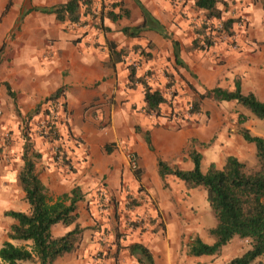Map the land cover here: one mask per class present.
Listing matches in <instances>:
<instances>
[{
  "label": "crops",
  "instance_id": "obj_1",
  "mask_svg": "<svg viewBox=\"0 0 264 264\" xmlns=\"http://www.w3.org/2000/svg\"><path fill=\"white\" fill-rule=\"evenodd\" d=\"M67 1L0 0V144L4 145L2 138L6 133H11L12 141L20 139L23 118L35 113L47 98L62 89L60 98L66 105L67 128L76 138L67 144L72 148L69 158L80 162L77 173H66L65 167L55 164L51 145L40 138L35 148L27 132L19 140L22 145L15 142L5 147V153L0 150V212L6 219L2 224L6 225L3 243L9 240L11 227L17 224L6 217L5 212H29L18 176L24 165L26 144L30 142L32 149L41 155L37 163L40 178L55 198L69 193L75 186H80L85 194L78 209V222L85 228L83 240L75 251L59 258L55 264L132 263L135 257L128 246L135 243L150 249L155 264H205L211 257L191 256L188 252L187 257L179 260L177 248L182 231L176 223L167 224L155 237L135 235L122 243L120 249L111 245L109 254H98L104 251L100 230L109 227L113 219L102 217L97 211L94 196L99 184L102 182L104 189L119 203L123 202L126 187L132 189L137 184L146 186L159 197L163 179L158 171V159L179 165L187 158L184 169H192L190 157L185 153L190 141L208 143L216 127V123L201 122L198 126L176 129L162 119L147 115L143 111V88L130 87L129 63L119 56L123 50L129 53L128 57L141 59L139 48L147 46L151 55L143 66L155 72L150 86L158 90L164 81L160 72L168 66L176 75L178 85L187 82L197 96L215 87L232 90L235 80L240 79L244 93H254L264 102V0H225L231 3L232 10L238 8L250 16L248 33L253 42L244 41L239 52L228 47L218 48L220 57L193 46V33L183 21H178V25L172 23V6L166 1L91 0L98 11L110 5L101 10L96 20L104 29L97 30L94 21L88 30L77 32L69 30L68 23L62 24L49 12ZM221 4H217V8L222 12ZM142 7L160 26L140 32L138 36L126 35L125 29L143 25ZM109 10L121 15L111 19L106 16ZM84 20L91 18L87 16ZM218 57L224 62L220 63ZM6 84L11 87L13 96ZM125 148L137 153L141 168L138 178L131 171ZM161 207L165 210L164 204ZM72 228L57 224L52 234L63 236ZM214 241L208 240V244ZM13 243L31 245V242Z\"/></svg>",
  "mask_w": 264,
  "mask_h": 264
},
{
  "label": "trees",
  "instance_id": "obj_2",
  "mask_svg": "<svg viewBox=\"0 0 264 264\" xmlns=\"http://www.w3.org/2000/svg\"><path fill=\"white\" fill-rule=\"evenodd\" d=\"M221 3L226 2L225 0H196V7L203 10L208 18L220 19L222 12L217 8V4ZM142 11L143 25L133 30L125 29L126 35L138 36L140 32L160 26L145 7H142ZM49 12L55 14L64 25L87 16L95 18L91 0H68L64 4L52 7ZM120 15L121 13L117 14L114 10H109L106 16L116 19ZM235 21L236 19L227 20L226 28H232ZM201 33L205 34V31L202 30ZM207 44L209 48L211 44L209 42ZM140 49L138 52L140 58L144 57L145 60H149L151 54L147 46L140 47ZM128 54L122 50L120 56L118 54L119 59L125 61ZM128 68L130 87L132 89H137L138 86L143 88L145 102L143 111L147 115L162 116V107L167 103L163 92L152 88L145 75L138 73L132 65ZM234 83L232 90L215 87L206 90L204 94H199L191 103L193 107L191 114H201L202 103L205 100L217 103L235 102L248 110L255 118L264 122V102L254 93H244L240 79H236ZM6 87L9 94L13 96L9 84H6ZM61 93L62 89L47 98L41 105L60 99ZM41 105L35 114L40 113ZM173 116L176 115L172 113L171 117ZM247 121V116H240L241 126H244ZM240 132L246 142L256 147L258 163L254 167L240 161L235 156H229L222 168L212 164L206 172H203V156L196 149V140L190 141L187 151L193 164L192 169H182L161 158L158 159V171L163 180L173 176L182 181L188 190L204 188L208 192V201L216 220V225L209 230V234L214 237L215 241L213 244H208L199 237L193 239L188 245V254L191 256L219 255L223 247L236 237L251 239L252 248L226 264H253L264 256V137L252 134L245 127H241ZM147 142L149 145L152 144L148 134ZM26 145L23 154L24 165L18 179L25 193L29 212H5V216L14 219L17 224L11 227L9 240L0 247V264H23L25 262L55 264L59 258L75 251L83 240L85 228H82L78 222V209L79 204L85 200V194L80 186H75L69 193L55 198L37 171V163L41 155L32 149L30 142ZM200 145L205 147L204 144ZM63 157L64 165L68 167L69 161L64 154ZM140 176L141 170L139 169L137 177ZM57 224L73 228L65 235L55 237L52 234V228ZM15 241L31 242V245L18 246L13 243ZM128 249L139 264H155L150 249L146 245L135 243L128 246Z\"/></svg>",
  "mask_w": 264,
  "mask_h": 264
},
{
  "label": "rangeland",
  "instance_id": "obj_3",
  "mask_svg": "<svg viewBox=\"0 0 264 264\" xmlns=\"http://www.w3.org/2000/svg\"><path fill=\"white\" fill-rule=\"evenodd\" d=\"M163 1H166L172 6L174 17L172 23L176 25L178 21H183L187 29L193 33V46H197L200 49L201 42L199 39H197V36H203L201 31H206L207 27L210 24H214L218 21L226 22L229 19H236L237 21L242 16H247V27L249 29V24L251 21L249 19L250 16L243 11H239L238 8L232 10V7L230 5L231 3L226 1V3L221 4L223 7L222 18L220 19L208 18L203 10H200L196 7V5L194 4L195 0ZM109 7L110 5H104L102 6V9ZM101 10L98 11L93 7V14L96 19L93 18V16H90V18L92 19V23L95 21V27L99 31L104 29L101 23H99V21H96L100 16L99 14ZM235 23L233 24L232 28L225 29L226 32L240 33L236 28ZM248 29L246 31V34L242 35L241 40L239 41L240 49L236 52H239L241 48L244 47V41L246 44L253 42L252 38L249 36ZM224 47H228L230 50H232L230 44L226 41H223L222 39L210 48H202L201 50L204 53H209L215 57H220L216 49ZM219 57L218 60L220 59ZM124 60L125 62L129 63L128 56L125 57ZM139 60L141 71H137L138 73L144 75L146 72V69H144L145 67L143 66L145 58L142 57ZM223 62L224 61L220 59V63ZM148 72V82L150 84V82L154 78L153 76L155 75V72L153 73L150 69L148 70ZM163 72L168 73L172 78L173 85L175 86L174 89L176 91V99L172 103L167 102L162 107V116L157 117L156 115L152 114L150 115L152 118L158 120L162 119L163 123L173 125L174 127H176V129L179 128V126H198L201 122H204V124L206 125H208L209 122L216 123L213 138H211L208 143H204L205 147L201 146V143L199 142H197L196 145V148H198L204 155V160L202 163L203 172H206L212 164H215L218 168H222L225 165L227 157L229 156H235L240 161L250 165L251 167L256 166L258 163L256 147L244 140L240 130L241 127H249V130L252 134L264 137V122L260 119L255 118L248 110L237 105L235 102L217 103L212 100H206L204 106H202V113L200 115L186 118V113L188 111L189 105L196 99L197 95H195L194 91L189 89L190 86L187 82L183 86L178 85L179 81H177L176 75L173 73L172 68H169L167 66V68H164V70L160 72V75L163 74ZM161 78H163V76H161ZM165 88V81H163L162 88H160L159 90L164 91ZM60 101L61 103H63V105L65 104L62 98H60ZM47 103L41 106L39 114L33 113L28 115L26 118H23V129H20L19 134L20 139L17 138L15 141H12L11 133L3 134L2 139L4 145L0 144V150L5 153V147L8 146V144H15V142H20L21 144V141L19 140L23 139L21 138V136L27 132L30 135V142L35 146V148H37L36 141L40 138L45 139L43 141L51 145L54 162L58 167H65L66 173H71V171L77 173L78 163L80 162L71 157L69 158V154L72 151V148L68 147L67 144L73 142V139L75 140L76 138L75 136H73L72 132H69L67 128L65 105L63 112L60 113L59 118L55 123L56 129L54 128L52 131L56 134L52 133L53 136L49 134H47V136H43L38 133V124L41 117L45 116ZM172 113H174L176 116L171 117ZM241 115H245L248 117V121L244 126H241L239 123ZM202 118L203 120L200 121V119ZM57 146H59L61 149V158L59 160L55 155V148ZM67 149H69V151H67ZM126 150L127 149L125 148V155ZM185 153L188 154V152ZM63 154L69 161L68 167L64 165ZM186 161L187 158H184V160H182V163L179 165L176 163L171 164L184 169V167L186 166ZM139 169H141L140 164L138 170ZM131 171L137 177V171H133L132 169ZM161 182L162 190H160L159 192L161 196H154L153 193L149 192V188L137 184V186L132 189L130 187H126V192L122 203H119V201L117 202L116 197L104 189V187L101 185L102 182L99 184V189L96 191V194L94 196V199L95 197L97 199V211L101 214L102 217H113L110 226L107 228L105 227L104 229L102 228L100 230V241L104 245V251L98 252L100 256H103L105 252L109 254L111 250L109 246L111 245L115 246L116 249H120L122 247V243H125L128 238L130 239L132 237H136L135 235L143 236V234H149L150 236L155 237V235L159 233L163 228H165V226H167V224L169 223H176L182 231L181 244L178 247L179 249L177 248V254L180 255L179 260H182L188 256V245L192 242L193 239L199 237V235L206 243L214 240V237L209 234V230L215 227L216 220L208 201V192L204 188L188 190L182 181L173 176H169ZM104 194H106L110 200L106 205H103ZM129 198H135V200L132 202L130 209L126 210L125 204ZM100 203L104 206V211H101V209H99ZM161 204H164L165 210L161 209ZM143 216H145L147 219L146 229L138 230L135 232H130L127 230L125 224L126 217L141 219ZM5 220L6 219L3 216V213L0 212V247L5 239V223L2 226ZM251 248V239H241L236 237L229 244L223 247L219 255L209 256L211 258H209L208 261L205 262V264H226L233 258L242 256ZM25 263L31 264L30 262ZM121 264L139 263L135 258L134 261L132 260V263L122 261ZM253 264H264V256L256 260Z\"/></svg>",
  "mask_w": 264,
  "mask_h": 264
},
{
  "label": "built area",
  "instance_id": "obj_4",
  "mask_svg": "<svg viewBox=\"0 0 264 264\" xmlns=\"http://www.w3.org/2000/svg\"><path fill=\"white\" fill-rule=\"evenodd\" d=\"M85 18L76 21V22H69L68 25L66 26L69 30L71 31H85L89 29V26L92 23V19L90 21H85ZM216 24V25H215ZM236 28L238 29V31L240 33H230V32H226L225 29V22L223 21H218L214 24H210L206 31L205 34L202 35H198L197 39L200 40L201 42V48H205L208 49V44L207 42H209L211 46L217 44L221 39L223 41H226L230 44L231 49L233 51H238L240 49V43L239 41L241 40V37L243 34H246V31L248 29V17L247 16H242L239 20L236 21ZM209 47V48H210ZM129 65H132L136 70L140 71L141 70V66H140V60L139 59H134L133 57H129ZM145 77L146 80L149 79V72L148 70H146L145 72ZM164 81H165V90L162 91L167 102L168 103H172L175 99H176V91L174 89V85H173V81L171 76L168 73H164L162 74ZM193 107L191 106V104L189 105L188 111L186 113V118L187 117H192V116H198L200 114H196V115H192ZM64 110V105L63 103H61L60 99L57 100H51L47 103L46 106V112H45V116L41 117L40 122L38 124V133L43 135V136H47V134L52 135V133L56 134L55 132H52L53 129L55 127V123L57 122L59 115L61 112H63ZM2 114V112L0 111V115ZM55 138V137H53ZM55 155L58 157V160L61 158V149L59 146H57L55 148ZM126 158L129 162V165L131 167V169L133 171H138L139 168V159L138 156L136 154L135 151L127 149L126 150ZM135 200V198H129L126 201L125 204V209L128 210L130 209V206L132 205V202ZM109 198L106 194H104L103 196V205H106L109 202ZM101 203L99 204V209H101V211H104L105 208L103 205H101ZM125 224L127 227V230L130 232H135L138 230H143L147 228V219L145 216H143L141 219L139 218H131V217H126L125 220Z\"/></svg>",
  "mask_w": 264,
  "mask_h": 264
}]
</instances>
